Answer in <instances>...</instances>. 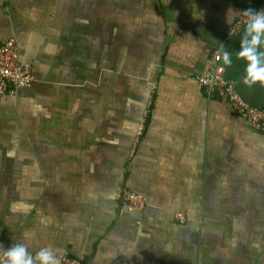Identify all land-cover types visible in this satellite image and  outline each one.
Listing matches in <instances>:
<instances>
[{"label": "crops", "instance_id": "0c3cea01", "mask_svg": "<svg viewBox=\"0 0 264 264\" xmlns=\"http://www.w3.org/2000/svg\"><path fill=\"white\" fill-rule=\"evenodd\" d=\"M258 4L0 0V44L15 40L35 77L0 97V251L264 264V132L198 85L218 51L241 97L264 109V80L246 83L240 55L247 24L228 33ZM120 180L143 211L117 199Z\"/></svg>", "mask_w": 264, "mask_h": 264}, {"label": "built area", "instance_id": "2783aa9c", "mask_svg": "<svg viewBox=\"0 0 264 264\" xmlns=\"http://www.w3.org/2000/svg\"><path fill=\"white\" fill-rule=\"evenodd\" d=\"M257 11L264 10V0H259ZM248 17L244 12L236 19L229 28V35H237L247 24ZM221 54L218 51L208 59V69L204 76L198 78V85L203 88L209 96L217 95L225 100L233 112L243 119L252 128L264 132V109L250 106L238 93L235 82L225 75V67L222 64ZM35 82L32 68L29 64L20 61L19 49L15 40H8L0 44V97L15 96L21 88L30 87ZM142 130V128H141ZM122 179V178H121ZM117 199L129 211L141 212L146 207V200L143 196L131 192L123 185L117 189ZM184 220L182 215L177 217ZM6 257L0 251V263ZM60 264H83L82 258H76L69 254H64Z\"/></svg>", "mask_w": 264, "mask_h": 264}, {"label": "clouds", "instance_id": "9594fccd", "mask_svg": "<svg viewBox=\"0 0 264 264\" xmlns=\"http://www.w3.org/2000/svg\"><path fill=\"white\" fill-rule=\"evenodd\" d=\"M244 15L248 17L246 31L241 41L240 55L249 61L248 76L246 83L256 80H264V53L259 51L264 43V10L247 9ZM225 63H231L228 52L223 53ZM6 259L3 264H58L54 254L47 248L41 251L34 258L23 244H15L4 251Z\"/></svg>", "mask_w": 264, "mask_h": 264}]
</instances>
